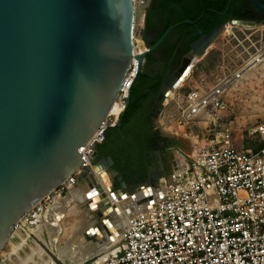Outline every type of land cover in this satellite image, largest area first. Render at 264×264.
Listing matches in <instances>:
<instances>
[{
	"label": "water",
	"instance_id": "1",
	"mask_svg": "<svg viewBox=\"0 0 264 264\" xmlns=\"http://www.w3.org/2000/svg\"><path fill=\"white\" fill-rule=\"evenodd\" d=\"M134 21L133 0H0V251L14 223L83 162L78 150L111 110L130 64ZM183 23L188 22L169 27L152 48L135 56L138 74L146 55ZM229 24L254 26L242 20ZM222 30L190 45L179 72L159 89L157 119L166 98ZM128 102L129 95L126 106ZM97 147L90 161L101 169ZM164 177L160 174L159 181ZM80 180L96 182L85 171ZM144 185L132 188V199ZM116 187L126 189L119 183ZM86 197L85 207L98 212L104 228L107 211L100 213ZM148 199L146 206L152 203ZM38 236L44 245L45 232Z\"/></svg>",
	"mask_w": 264,
	"mask_h": 264
},
{
	"label": "built area",
	"instance_id": "2",
	"mask_svg": "<svg viewBox=\"0 0 264 264\" xmlns=\"http://www.w3.org/2000/svg\"><path fill=\"white\" fill-rule=\"evenodd\" d=\"M137 1L133 0L135 9ZM142 25L143 19L139 23L135 19L134 37ZM134 37L132 58L111 110L78 150L83 162L14 223L0 251L7 248L0 256V264H13L16 254H26L31 245L43 242L38 234L46 233L44 215L52 211L57 199L75 188L82 171L96 181L91 155L124 112L138 75L135 56L147 50L143 43L144 50L140 51ZM222 90L186 94L178 125L184 126L201 112L211 117L213 128L207 146L182 158V162H174L164 177L163 194L147 206L148 197H144L145 202L137 206L135 213H129L118 237L111 241V248L92 264H264V116L247 130L246 139L255 147L238 148L230 123L218 129L216 113L227 109L218 98ZM257 146L261 147L255 149ZM142 206L146 209L141 210ZM58 207L57 211L61 206ZM12 237L24 241L16 254L12 252L16 245Z\"/></svg>",
	"mask_w": 264,
	"mask_h": 264
},
{
	"label": "rangeland",
	"instance_id": "3",
	"mask_svg": "<svg viewBox=\"0 0 264 264\" xmlns=\"http://www.w3.org/2000/svg\"><path fill=\"white\" fill-rule=\"evenodd\" d=\"M135 33L136 37L141 41L140 29L138 28ZM257 55H262L263 57L255 65L256 67L236 77L247 66L246 64L257 57ZM180 68L181 66L179 65L174 69L173 73H178ZM221 87L223 90L218 95V98L226 104L227 109L216 113L218 129L230 123L234 141L238 148L241 146L244 148L255 147L251 141L246 139V136L247 130L254 127L259 119L264 116V26H232L231 24H227L212 41L209 50L193 62L185 81L173 91L156 124L163 136H168L175 141V149L171 152L173 156L171 157V153H164L169 166L165 170V175L169 173L175 163L178 161L182 162V158H189L198 148L207 146L210 140L209 134L213 128L211 121V124H206L209 122V119L205 118L203 112L196 115L193 120L191 119L185 123L184 126L178 125L182 110L185 108L184 97L190 91H196L200 95H205ZM157 159L159 161V158ZM96 162L100 163L102 161L96 157ZM102 164L108 170V175L114 181L115 186L116 183L122 184L130 192H133L136 186L141 184L155 186L158 183L156 178L150 179V177H143L138 181L131 182L126 176L120 174L117 168L113 167L108 161ZM132 188H134L133 191ZM101 191L104 192L103 190ZM105 197L107 196L105 195ZM61 204L63 211L67 213L63 214L65 218L60 219L59 229L61 232L57 231L53 233L51 239H48L51 248L44 246L43 242H37V244L54 264H74L70 260L61 262L56 256L59 251H62L60 249H63L68 254L72 252L78 246L77 241L79 240L78 238L75 239L72 244L65 242L66 248H63L62 243L65 232L67 230L71 232L78 231V226L76 227L78 218L69 214L70 211L68 209H71L72 205L68 206V208L64 206L63 201ZM67 215L70 217H67ZM63 226L67 227L66 231ZM58 234L60 236L58 238L60 249L56 242L54 243V238ZM71 236L69 234L67 238L71 240ZM33 245L36 246L35 244ZM6 250L7 248L3 249V252ZM3 252L0 253V256L3 255ZM25 252L28 253L30 251L26 250ZM22 256L24 254H21L20 257ZM16 257L13 264L17 262ZM33 259L34 262L24 261L23 264H42L37 257Z\"/></svg>",
	"mask_w": 264,
	"mask_h": 264
},
{
	"label": "flooded vegetation",
	"instance_id": "4",
	"mask_svg": "<svg viewBox=\"0 0 264 264\" xmlns=\"http://www.w3.org/2000/svg\"><path fill=\"white\" fill-rule=\"evenodd\" d=\"M145 9L140 35L146 48H152L159 40L167 19L174 22L171 26L188 22L172 31L186 25L192 33L183 43L178 41L176 35L169 36V33L146 55L142 72L152 74L154 78L161 72L164 73L163 65L173 61L164 82L181 64L192 43L206 38L218 28L224 29L231 20L264 26V0H146ZM188 41L189 48L185 50L184 44ZM151 82L149 81L148 87ZM158 95L159 91L154 98L144 100L126 123H122L124 110L113 130L107 131L109 136L97 147V158L101 163H109L110 160V164L131 182L143 177L156 178V181H159L160 174L166 176L165 170L169 166L164 153L170 154L175 149V141L163 136L156 125L158 119L155 102ZM129 103L130 99L126 107ZM159 138L168 141L164 150H159L163 147V142L157 140ZM154 147L158 148V151L152 150Z\"/></svg>",
	"mask_w": 264,
	"mask_h": 264
},
{
	"label": "bare ground",
	"instance_id": "5",
	"mask_svg": "<svg viewBox=\"0 0 264 264\" xmlns=\"http://www.w3.org/2000/svg\"><path fill=\"white\" fill-rule=\"evenodd\" d=\"M141 1L143 2V0H138L137 1V5H136V9H135V12H136L135 13V19H136L137 23H139L143 19V9H145L144 7L146 5V0L143 2V4L140 3ZM133 40L135 41V43H137L136 47L140 51H143L144 50L143 42H141L137 37H134ZM262 57H263L262 55H259V56L257 55V57L253 58L252 61H250L248 64H246L247 66L244 69L242 68L243 69L242 71H240L241 69L239 70L240 72L237 74L236 77H239L243 72H246L247 70L255 68L256 67L255 65L258 62L261 61ZM190 70L188 71V73L186 74L185 78L182 81H184L187 78V76L189 75ZM172 94H173V92H171V94L166 98V100L164 102L165 105L170 100ZM95 166L96 165H94L93 168H94V174H95L96 182L94 184H92L91 181L89 183V181L85 180L87 182V186L89 188V192L86 193V194H88L89 202L92 203L93 207L95 206V209L100 211V213H103V211H107L105 213V218L104 217L102 218V219L106 220L105 227L101 228V226H99V223H98L100 221L96 220L97 223L95 221V228L97 229V231H100V232L102 230H105L108 233V235L112 236L110 241H114L116 239V237H118V234H119L118 230L122 229L125 226V222H126L127 217L129 216V213L130 214L135 213V211L137 210V206H141L142 205L141 200H143L144 197L152 196V203H153L155 198H156V196H157V194L159 192H160V196L163 194V185L160 186L159 183H163L164 180L162 179L161 181H158L159 183L156 184V186H150V185H147V184L144 185V186H140V189H139L138 193H136V195H134V199H132L131 195L135 194L134 191L130 192L129 190H126V189L123 190V191H120V190L118 191L117 187L114 184V181L112 180L111 177H109V175L106 172L105 167L103 166V164L100 163L101 169L99 167H95ZM103 171L105 172V176H103V175L100 176V174ZM80 181H84V180H80ZM75 189H73V190H75ZM142 189L144 190V193L142 192L143 191ZM101 190H103L104 192H102ZM80 192H81V190H80ZM105 192H106V196L107 197L104 196ZM111 192H114V195H113L114 197H111L109 195ZM108 198H110V200ZM85 199H86V197H83V200H85ZM57 201H58V199L56 200V203L52 207V209H50L52 211H48L43 217V220L45 222V228H46V233H45L46 234V237H45L46 241L44 242V245L48 246L49 248H51V246L49 245V242H48V239H51V237L49 236V233L53 234V233H55L57 231L61 232V230L59 229V225H60L59 223L60 222L56 223L55 225H54L53 222H55L56 217H60L61 219L64 218V215L57 211L58 210L57 208H59L58 206L62 205L61 202H57ZM96 203L99 204V208L96 206ZM126 204L128 206H126ZM56 205H58V206H56ZM126 207L128 209H124ZM72 212L73 213H76V212L80 213V210L77 209V208H71L69 213L72 214ZM122 212L125 213L124 217L121 215ZM90 215H91V213H87L86 217L88 219H90ZM125 216H127V217H125ZM51 217H52V220H51ZM115 217H117V220L112 223V219H114ZM121 220H122V222H121V226H120L119 222ZM107 223H109L111 225L109 226ZM100 236L104 237L106 235L101 233ZM59 237H60L59 234L57 236H55L54 243L56 242V244H57V240H58ZM108 238H110V237H108ZM23 242L24 241L21 240L19 244H16L14 246L15 248H17L13 252L14 254H16L18 251L21 250L20 247L23 245ZM16 256H15L16 257V261L19 262L18 264H23L24 261L32 262V259L34 257H37L38 260L42 264H54L52 262V260L45 253H43L42 250L38 246H34V245H32L30 247V252L24 254V256L20 257L17 254H16ZM86 259L87 258H85L84 261H82L80 264L84 263ZM74 264H78V263L75 262Z\"/></svg>",
	"mask_w": 264,
	"mask_h": 264
},
{
	"label": "crops",
	"instance_id": "6",
	"mask_svg": "<svg viewBox=\"0 0 264 264\" xmlns=\"http://www.w3.org/2000/svg\"><path fill=\"white\" fill-rule=\"evenodd\" d=\"M205 118L209 119L208 120L209 122L206 124H208V125L211 124L212 118L208 117V116H206ZM78 182H79V183H77L78 185H76L77 187L75 186L76 189L74 188L75 190L71 191V193L68 194L66 196V198L61 199V200L58 199L59 202H62V201L64 202V206L68 207V206L72 205V208H77L80 210V213L79 212H76V213L72 212V214L69 213V214L75 216V218H78L77 219L78 221L76 223V227L78 226V228H77L78 231L71 232V231L67 230V227L63 226L65 231L66 230L67 231L65 232V235L63 238V243H62L63 248H66V246L64 244L65 242L72 244V243H74L75 239L78 238L79 239L77 241L78 246L75 247V249L72 252H69V254H68L66 251L59 248L60 244L58 243L59 240H57V246L59 244L58 248L62 251H59V253H57L56 256L58 257V259L61 262H64L65 260H70V261H73V263L77 262L78 264H80L82 261H84L85 258H87L85 260V262L82 264H92L93 261L96 260L97 257L102 256L104 253H106L111 248L112 242L110 241V238H108V237H110V235H108V233L105 230H102L101 232L97 231V229L95 231L93 230V228H95V221L96 220L98 221L100 216H99L98 212L92 211L89 208L83 207L85 205V203H87L86 193L89 192V188H88L87 182L85 180L84 181H78ZM80 190H81V192H80ZM83 197H86V199L83 200ZM108 199L110 200V198H108ZM96 206L99 208V204L96 203ZM126 206H128V205L126 204ZM124 209H128V208L126 207ZM68 211H70V209H68ZM58 212L61 214H64V215L67 214L66 212L63 211L62 207L60 208V210ZM87 213H91V220L86 217ZM68 216L69 215H67V217ZM125 217H127V216H125ZM60 219L58 217H56L55 222H53L54 225L56 223L60 222ZM116 220H117V217L112 219V223L115 222ZM97 221H96V223H97ZM121 222H122V220L119 222L120 226H121ZM85 223H86V225H85ZM89 228H91L93 230V234L88 232ZM101 233L106 235V236H104V237L100 236ZM69 234L72 235L71 240H69L67 238V235H69ZM49 235H50V237H52L51 233H49ZM69 247H70V245H69ZM69 247H67V248H69ZM16 249L17 248L13 247L12 252H14ZM18 263L19 262L17 261L16 264H18Z\"/></svg>",
	"mask_w": 264,
	"mask_h": 264
},
{
	"label": "trees",
	"instance_id": "7",
	"mask_svg": "<svg viewBox=\"0 0 264 264\" xmlns=\"http://www.w3.org/2000/svg\"><path fill=\"white\" fill-rule=\"evenodd\" d=\"M172 24H174L173 21H170V19L166 20L165 26L162 30V32L160 33L159 37L162 36V34L169 28V26H171ZM171 35H176L178 37V41L180 43H183L184 39L187 37H190V35H192L191 32L188 31L187 26H181L179 28H177L174 31H171L169 36ZM192 39H190L191 41ZM188 41L185 45V50H187L189 48ZM173 61L168 62L166 65H163L164 67V73H160V75L158 77H153L152 74H147L145 72H142L140 74L137 75L136 80L133 84V87L131 88L130 92H129V99H130V103L129 106L125 108V112L123 113V118H122V123H126L128 122L129 119L132 118V116L134 115V113L136 112L138 106L146 99H148L149 97L154 98L158 91L159 88L161 86V84L164 82L166 76H167V72L168 70L171 68ZM152 80V82H151ZM149 81L151 82V84L148 87V83ZM113 130V128L109 129V131ZM109 136V132H107L106 137ZM158 141L160 140L161 142H163V147L159 148V150H164L167 145H168V141L165 138H159L157 139ZM261 146H257L255 149H259ZM152 150H157L158 148H152ZM116 160V158H115Z\"/></svg>",
	"mask_w": 264,
	"mask_h": 264
}]
</instances>
